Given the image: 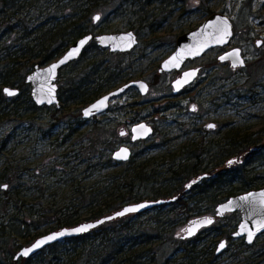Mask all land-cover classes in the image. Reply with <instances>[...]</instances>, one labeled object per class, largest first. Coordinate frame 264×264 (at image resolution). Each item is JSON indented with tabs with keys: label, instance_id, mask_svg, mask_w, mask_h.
I'll return each instance as SVG.
<instances>
[{
	"label": "rangeland",
	"instance_id": "rangeland-1",
	"mask_svg": "<svg viewBox=\"0 0 264 264\" xmlns=\"http://www.w3.org/2000/svg\"><path fill=\"white\" fill-rule=\"evenodd\" d=\"M98 5L86 23L89 32L132 31L138 43L131 52L110 53L95 41L88 45L78 60L60 71L58 107H37L25 83L8 85L18 90L15 96H6V86L0 87V264H183L184 250L194 245V255L202 250V255L196 254L202 264H264V232L250 245L231 236L240 220L238 211L216 217L192 240L181 239L188 221L215 215L227 190L264 188V0H99ZM213 12L231 20L230 44L210 48L178 72L160 71L159 64L174 51L176 37ZM94 13L101 15L97 23ZM257 41H262L261 47ZM230 48L240 50L244 66L233 69L218 61ZM197 67V78L174 95L171 82L182 70ZM135 80L147 83V94L127 88L111 99L105 113L83 119L81 111L95 98ZM110 81L114 86L103 89ZM76 85H81L78 92L69 91ZM97 89L102 91L94 94ZM138 122L149 124L153 133L131 142L129 128ZM210 123L216 128H206ZM236 128L252 135L253 141L258 138L225 166H240L242 173L229 175L220 189L201 192L214 174L225 171L213 154L226 142L227 131L234 133ZM123 129L128 131L125 139L120 136ZM121 145L131 150L128 163L112 159ZM194 154H199L197 161L210 177L207 182H195L199 176L185 178L172 182L169 197H156L154 190L161 187L157 182L192 164ZM139 169L153 173L156 183L153 176L148 183L131 182ZM125 192L130 198L103 216L134 202L175 200L103 223L97 235L89 233L77 242L63 241L33 257L13 260L21 247L59 229V218L71 216L73 226L95 221L92 210ZM122 237L129 242H121ZM221 240L227 247L216 256ZM118 245L122 250L115 253Z\"/></svg>",
	"mask_w": 264,
	"mask_h": 264
},
{
	"label": "water",
	"instance_id": "water-1",
	"mask_svg": "<svg viewBox=\"0 0 264 264\" xmlns=\"http://www.w3.org/2000/svg\"><path fill=\"white\" fill-rule=\"evenodd\" d=\"M100 18L101 15L97 13L92 15L94 23H97ZM233 34V24L225 14L221 12L210 13L197 27L176 37L174 51L159 64L160 71L167 73L174 70L178 72L188 60L197 59L210 48L229 45ZM92 40L96 42L98 47L107 48L110 53L118 52L124 54L132 51L136 47L138 36L132 31L101 34L88 32L80 35V37L70 43L67 50L60 54V56L51 60L48 64L34 65L24 76L23 83L29 86V96L33 104L39 108L42 106L51 107L53 105L58 107L60 105L57 81L60 71L72 62L78 60ZM256 45L261 47L262 41H257ZM218 61L229 62L233 69L245 65L243 56L238 48H232L220 54ZM197 73L198 69L196 68L182 70L178 78L171 82L173 94L175 95L179 90L189 86L197 78ZM127 88H135L141 95L147 94L149 89L147 83L144 81L135 80L116 87L114 90L107 91L83 108L81 111L83 119L105 113L109 108L111 99L125 92ZM2 93L6 96H15L18 95V90L6 86L3 87ZM9 93L12 94L10 95ZM209 125L212 127H209ZM206 128H215V124H207ZM130 131L131 142L147 139L153 132L151 126L145 122H138L132 125ZM123 134L124 132L120 133V135ZM131 155L130 148L122 145L113 151L112 159L116 162H127ZM196 180H199V178ZM5 187L6 185H3V188ZM173 199L157 198L151 201L143 200L139 203H130V205H124L119 211L108 216L99 217L95 221L46 232V234L38 236L31 244L21 247L16 251L13 260L33 257L40 250L47 248V246L89 233V231L99 227L103 223L110 222V220L151 210L153 207L173 201ZM126 209L131 210L125 211ZM237 211L240 212V220L235 231L232 232V237L235 239L243 238L244 242L250 245L264 232V188L247 190L246 192L228 196L224 201H221L215 206L214 216L205 214L188 221L182 230L181 238L185 240L196 237V234L200 230L213 225L216 217H224L227 213H236ZM226 247V240H221L218 243L214 255L218 256Z\"/></svg>",
	"mask_w": 264,
	"mask_h": 264
},
{
	"label": "trees",
	"instance_id": "trees-1",
	"mask_svg": "<svg viewBox=\"0 0 264 264\" xmlns=\"http://www.w3.org/2000/svg\"><path fill=\"white\" fill-rule=\"evenodd\" d=\"M98 1L99 0H0V87L23 85L25 74H27L34 65H45L49 63V61L64 52L65 48L80 37V35L88 33L89 29L86 23L90 19V12L99 6ZM91 43H94V41H91ZM95 70L96 69L93 68V75ZM86 78H88V76L81 80L85 81ZM114 84L115 81L107 82L103 89L112 88ZM80 88L81 85L72 86L69 91L78 92ZM101 91V89H97L94 94H98ZM79 95L81 94H75L73 97ZM87 98H89V95L81 97V101ZM223 138L226 139V142L218 148L217 152H214L215 154H213V156L215 155L220 165L224 164L223 170L225 171L222 172L221 170L217 174H214V176H212V182L206 186L207 188L201 190V192L207 189L209 190V188L212 187L220 189L221 184L227 182L226 178H228L229 175L235 177L237 174H241L242 169L239 168L240 166L234 165L230 169H225L227 168L225 166L233 162L235 156L245 154L253 144H256V141H253L249 144V148L247 146L245 148L235 147L233 146L235 137L230 131H227ZM198 157L199 154L192 155L191 159H195L192 164L185 165L181 170H172L169 178L157 182L161 183V187L158 186L159 188L154 190L155 196L169 197L172 191V184L185 178L199 176L197 177L199 180L195 182L199 184L206 183L207 179L210 177L204 172V169L201 168L202 161H197L199 160ZM136 174L137 175L131 179V182L136 180L139 183L140 181L148 183L152 176L155 177L154 183L157 181L153 173L148 175L147 173H142V170L139 169V171H136ZM131 182L129 184H131ZM249 183L250 182L247 184ZM247 184L243 183L242 187L247 186ZM161 188H163L162 191ZM130 191L131 190H127L128 193H130ZM127 192L120 195L119 198L112 199L109 203L101 205L104 207L92 210L90 212V218L99 219L109 208L116 207L127 201L130 198V196H125ZM225 193V199L230 195L237 194L232 190H227ZM215 198H212V202H214ZM184 203L185 201L182 204L185 205ZM75 223L76 221H74L71 216L58 219V226L60 228L73 226ZM102 225H99V227L91 230L89 233L97 235V231L101 230L100 228ZM89 233L64 241L77 242L89 237ZM94 238L96 239V236ZM122 238L121 242L124 240V244L129 242L128 238ZM57 244L50 246H57ZM194 246L184 250L185 254L183 256L185 258L183 264H202V260L198 261V256H196L198 253L202 255V250L194 255ZM115 248L117 249L115 253H120L122 250L120 245ZM215 258L216 257L213 256V259ZM106 261L107 260H104V262Z\"/></svg>",
	"mask_w": 264,
	"mask_h": 264
},
{
	"label": "flooded vegetation",
	"instance_id": "flooded-vegetation-1",
	"mask_svg": "<svg viewBox=\"0 0 264 264\" xmlns=\"http://www.w3.org/2000/svg\"><path fill=\"white\" fill-rule=\"evenodd\" d=\"M231 49V48H230ZM229 49V50H230ZM229 50H224L223 51V53H225V52H227V51H229ZM131 52V51H130ZM127 53H129V52H127ZM122 55H124V54H126V53H121ZM243 56V55H242ZM224 63H229V62H224ZM230 64V63H229ZM196 69H199L198 67L196 68ZM183 90V89H182ZM181 90H179V92H180ZM178 92V93H179ZM177 93V94H178ZM176 95V94H175ZM132 125H134V124H132ZM131 125V126H132ZM131 126H130V128H131ZM130 128H129V131H130ZM152 128V127H151ZM216 128V127H215ZM215 128H213V129H215ZM232 130V129H231ZM121 132H124V134L123 135H120L123 139H125V138H127V136H128V131H126V130H121L120 131V133ZM153 133V132H152ZM259 132H255V134H258ZM255 134H253V135H255ZM233 136L235 137V140H234V145L233 146H235V147H237L238 146V148H245L246 146L249 148L250 147V143L251 142H253V137H252V135H249V134H243L242 133V131L241 130H238L237 128H236V131H234V133H233ZM130 138H131V131H130ZM258 140V138L257 139H255V141H257ZM131 141V140H130ZM254 141V142H255ZM122 146V145H121ZM132 156V155H131ZM131 158V157H130ZM242 159V158H241ZM130 160V159H129ZM128 160V161H129ZM128 161L127 162H116V163H128ZM240 161H242V160H240ZM240 161H238V162H240ZM189 187V185L187 186V188ZM240 193H242V192H240ZM227 198V197H226ZM168 199H170V198H168ZM156 200V199H155ZM173 200H175V198L173 199ZM171 202H173V201H169V202H165V203H162V205H164V204H169V203H171ZM134 203H139V202H134ZM162 205H160V206H156V207H153L152 209H155V208H158V207H161ZM151 209V210H152ZM151 210H148V211H151ZM144 212H146V211H144ZM141 213H143V212H141ZM141 213H133V214H141ZM227 214H229V213H227ZM226 214V215H227ZM225 215V216H226ZM192 220V219H191ZM212 226V225H211ZM207 228V227H206ZM206 228H204V229H206ZM204 229H202V230H204ZM201 230V231H202ZM200 232V231H199ZM198 232V233H199ZM182 239V238H181ZM192 239H194V237L193 238H190V239H185V240H192ZM183 241H185L184 239H182Z\"/></svg>",
	"mask_w": 264,
	"mask_h": 264
},
{
	"label": "snow or ice",
	"instance_id": "snow-or-ice-1",
	"mask_svg": "<svg viewBox=\"0 0 264 264\" xmlns=\"http://www.w3.org/2000/svg\"><path fill=\"white\" fill-rule=\"evenodd\" d=\"M55 67V66H54ZM10 95L12 94V93H9ZM209 127H212L211 125H209ZM131 209H126L125 211H130Z\"/></svg>",
	"mask_w": 264,
	"mask_h": 264
}]
</instances>
